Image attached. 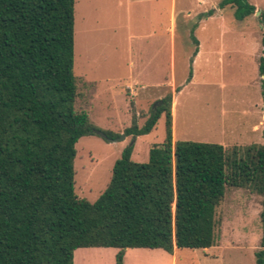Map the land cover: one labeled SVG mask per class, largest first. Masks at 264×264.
<instances>
[{"label":"trees","instance_id":"obj_1","mask_svg":"<svg viewBox=\"0 0 264 264\" xmlns=\"http://www.w3.org/2000/svg\"><path fill=\"white\" fill-rule=\"evenodd\" d=\"M74 3L0 0V264H73L74 250L89 246L119 248L115 264H123V248L172 253L213 246L216 207L228 187L262 197L255 264H264V142L173 141L170 93L142 127L133 116L124 130L147 133L165 115L164 139L149 148L148 159L132 160L128 146L94 201L75 193V143L98 129L78 103ZM227 5L236 19L256 10L247 0L218 3ZM259 18L264 26L263 11ZM261 43L264 102V34Z\"/></svg>","mask_w":264,"mask_h":264},{"label":"rangeland","instance_id":"obj_2","mask_svg":"<svg viewBox=\"0 0 264 264\" xmlns=\"http://www.w3.org/2000/svg\"><path fill=\"white\" fill-rule=\"evenodd\" d=\"M220 1L175 0L171 32L170 0H75L73 73L81 96L78 103L98 131L117 138H78L73 167L79 197L94 201L99 196L124 148L132 147L130 158L136 162L148 159L149 148L164 139L165 115L147 133L124 130L133 116L142 127L153 105L168 93L173 141L224 146L264 142L258 73L264 26L259 14L236 19L233 7L219 8ZM247 1L264 12V0ZM207 10L212 11L210 17L203 14ZM262 209L261 196L228 187L216 207L213 246L175 248L172 253L126 248L123 264H255ZM118 251L79 247L73 264H115Z\"/></svg>","mask_w":264,"mask_h":264},{"label":"crops","instance_id":"obj_3","mask_svg":"<svg viewBox=\"0 0 264 264\" xmlns=\"http://www.w3.org/2000/svg\"><path fill=\"white\" fill-rule=\"evenodd\" d=\"M175 13V0H170V31L172 32V30L174 29L175 25H174V21H173V16ZM211 15H209L208 17H210ZM263 49V46H262ZM261 55V54H260ZM259 55V56H260ZM258 56V58H259ZM131 65V64H130ZM172 114H173V108H172ZM255 125H253L252 127H254ZM126 249V248H125Z\"/></svg>","mask_w":264,"mask_h":264},{"label":"water","instance_id":"obj_4","mask_svg":"<svg viewBox=\"0 0 264 264\" xmlns=\"http://www.w3.org/2000/svg\"><path fill=\"white\" fill-rule=\"evenodd\" d=\"M255 13H256V14H259L260 12L256 10ZM159 103H161V100H158V101L153 105V109H155L156 106H157ZM97 133H98L100 136H102V137L108 139L109 141H115V140H117V138H115V137H113V138H109V137H107V135H106L104 132L97 131ZM122 137H124V136H122ZM123 249H124V248H123Z\"/></svg>","mask_w":264,"mask_h":264}]
</instances>
